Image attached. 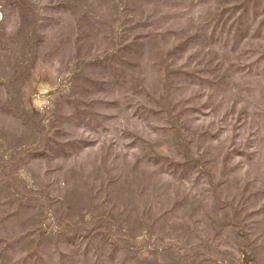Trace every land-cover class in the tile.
Returning a JSON list of instances; mask_svg holds the SVG:
<instances>
[{
  "label": "rangeland",
  "instance_id": "obj_1",
  "mask_svg": "<svg viewBox=\"0 0 264 264\" xmlns=\"http://www.w3.org/2000/svg\"><path fill=\"white\" fill-rule=\"evenodd\" d=\"M0 264H264V0H0Z\"/></svg>",
  "mask_w": 264,
  "mask_h": 264
}]
</instances>
